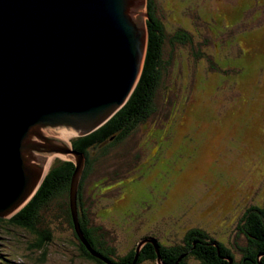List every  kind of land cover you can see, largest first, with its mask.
<instances>
[{"label":"rangeland","instance_id":"374dc122","mask_svg":"<svg viewBox=\"0 0 264 264\" xmlns=\"http://www.w3.org/2000/svg\"><path fill=\"white\" fill-rule=\"evenodd\" d=\"M254 1L156 0L167 36L187 31L190 49L163 45L168 64L161 73L155 115L95 164L81 195L90 227L107 233L117 257L138 247L141 238L155 236L165 247L182 244L193 229L235 247V258L246 248L237 232L245 209L264 208V0ZM243 3L251 9L240 20L217 21L216 16L228 19ZM251 37L255 54L263 57L252 60L249 74L242 77L236 74L234 45ZM170 117L181 124L165 136ZM156 132L165 142L149 158L155 146L149 134ZM96 155L90 152L91 158ZM55 159L72 161L57 156L51 163ZM131 198L134 205L119 214ZM105 210L104 217L100 213ZM2 227L0 253L10 261L0 258V264H93L79 255L61 220L40 248L37 236L22 227Z\"/></svg>","mask_w":264,"mask_h":264},{"label":"water","instance_id":"95a60500","mask_svg":"<svg viewBox=\"0 0 264 264\" xmlns=\"http://www.w3.org/2000/svg\"><path fill=\"white\" fill-rule=\"evenodd\" d=\"M144 4L0 0V219L34 194L49 157L70 155V210L78 233L84 156L67 148V138L94 132L132 94L146 50Z\"/></svg>","mask_w":264,"mask_h":264},{"label":"trees","instance_id":"16d2710c","mask_svg":"<svg viewBox=\"0 0 264 264\" xmlns=\"http://www.w3.org/2000/svg\"><path fill=\"white\" fill-rule=\"evenodd\" d=\"M257 1H254L256 5ZM250 7L249 4L243 3L236 7L235 14H230L228 19L227 15L224 14L216 16L217 21L223 23L224 20L231 22L240 20L246 11L249 12ZM145 11L147 15L145 21L147 28L146 50L141 75L134 91L124 106L103 126L89 135L76 137L70 141L72 149L84 156V169L76 195V207L80 232L88 247L81 242L72 222L69 189L75 166L70 161L53 160L34 195L9 219H0V229L4 230L2 225L20 226L23 231L37 236L38 245L35 246L40 248L43 242L51 239L50 230H52V226L57 225L61 220L70 231L71 238H75L77 245L74 241L72 244L78 248L79 255L93 264H143L146 261L149 264H157L158 261L162 264H264V209L261 208L248 209L239 223L237 232L246 244V248L241 251L240 258H235L233 255L235 247L233 249L228 248L204 231L193 229L184 236L182 244L169 247H165L155 236L147 237V239L155 241L156 248L151 243L145 244L137 257L136 245L130 249L124 259L120 260L114 252L113 244L108 241L107 233L99 230L96 226L90 227L87 212L81 203L83 182L90 172H93L94 166L99 160L105 159L112 148L125 142L129 136L136 133V130L148 123L155 115L157 111L156 101L161 88V73L168 64L163 58V45L165 44V49L167 44L171 48L178 45L190 49L192 36L187 31L177 29L171 36H167L157 14L156 0H146ZM245 40H247V45L244 43L245 49H242V43ZM243 41L235 44L233 51V57L237 60L238 67L236 74H241L242 77L249 74L252 60L263 57L260 52L255 54L252 37L245 38ZM263 44L264 42H262ZM203 46H206V43ZM195 58L198 60L200 57L197 55ZM218 61L220 62V60ZM209 63L211 64V61ZM213 67L216 71L215 64ZM227 71L229 69L223 70V72ZM237 78L234 77L233 84ZM163 88L165 89V87ZM183 113L184 111H181V115ZM177 121L171 117L168 119L165 136L170 135V131L175 130ZM149 135L156 140L158 148L161 147L160 144L165 142V139L162 140L163 136L160 139L157 132ZM146 142L143 140L142 143ZM92 151L97 152L96 158L90 157ZM149 155V158L156 156L152 150ZM129 201L130 204H123L119 207L117 210L119 214L122 213L121 210H129L134 205L132 203L133 198ZM100 215L105 217L108 212L102 211ZM91 228H95V230ZM143 240L141 239V241ZM2 255L0 253V258L3 261H10L5 260Z\"/></svg>","mask_w":264,"mask_h":264},{"label":"bare ground","instance_id":"6f19581e","mask_svg":"<svg viewBox=\"0 0 264 264\" xmlns=\"http://www.w3.org/2000/svg\"><path fill=\"white\" fill-rule=\"evenodd\" d=\"M145 5H146V0H145V4H144V16H145V20H143V23H144V27L146 28V23H145V21H146V18H147V15H146V11H145ZM187 17V16H186ZM147 29V28H146ZM140 75L141 74H139L138 76L140 77ZM138 80H139V78H138ZM138 80H137V83H138ZM137 83H136V85H137ZM136 85H135V87H136ZM135 89V88H134ZM134 91V90H133ZM131 96V95H130ZM104 124H102L101 126H103ZM101 126H99L98 128H96L95 130H97V129H99ZM91 134V133H90ZM77 136H75L74 138H76ZM69 140L67 139V148L68 149H70V148H72V146H71V143H70V141L68 142ZM57 156H61V157H68V156H70V155H54V156H51V157H49L48 159H47V163H46V165H45V169H46V171H45V174H46V172H47V170H48V168H49V163H51V160H52V158L53 157H57ZM66 161H69V160H66ZM70 162H72L73 164H74V162L73 161H70ZM83 169H84V165H83ZM82 173H83V171H82ZM45 176V175H44ZM81 177H82V174H81ZM44 178V177H43ZM80 180H81V178H80ZM42 182V181H41ZM41 184V183H40ZM79 184H80V181H79V183H78V188H79ZM78 188H77V190H78ZM36 192V191H35ZM34 192V193H35ZM78 192V191H77ZM34 195V194H33ZM32 195V196H33ZM31 196V197H32ZM30 197V198H31ZM20 210V209H19ZM18 210V211H19ZM11 216H13V215H11ZM10 216V217H11ZM10 217H8V218H6V219H9ZM74 225V224H73ZM75 228V227H74ZM78 228H79V223H78ZM77 235H78V237L79 238H81V239H83L84 240V238H83V235L81 234V232H80V228H79V231H78V233H77ZM85 241V240H84ZM144 241V240H143ZM149 241V242H148ZM148 241H146L147 243H150V242H154V244H156L155 243V241L153 240V239H148ZM86 242V241H85ZM87 244V243H86ZM145 244V242H140L139 243V245H138V247H139V250H137L138 249V247H137V249H136V252L138 253V255H139V252H140V250H141V248L143 247V245ZM137 255V256H138ZM158 264H162L161 262H158Z\"/></svg>","mask_w":264,"mask_h":264},{"label":"flooded vegetation","instance_id":"af4514ba","mask_svg":"<svg viewBox=\"0 0 264 264\" xmlns=\"http://www.w3.org/2000/svg\"><path fill=\"white\" fill-rule=\"evenodd\" d=\"M257 53H258V52H257ZM150 141H152L153 143L155 142V146L153 147L152 151H153V150H155V151L158 150V147H156V143H157L156 140H155L154 138H151ZM155 157H156V156H155ZM263 184H264V183H263ZM247 209H249V208H246L245 211H246ZM263 209H264V208H263ZM141 239L143 240L144 238H141ZM141 239H140L139 241H137L136 243H139V242L141 241ZM110 240H111V238L108 237V241H110ZM146 241H148V239H144V241H141V242H142V243L145 242V244H148ZM110 242H111V241H110ZM112 242H113V241H112ZM145 244L143 245L144 247H145ZM78 246H79V243H78ZM132 248H133V247H132ZM132 248H131V249H132ZM126 255H127V254H125V255H123V256H121V257H118V259H120V260H121V259H124V257H125Z\"/></svg>","mask_w":264,"mask_h":264}]
</instances>
